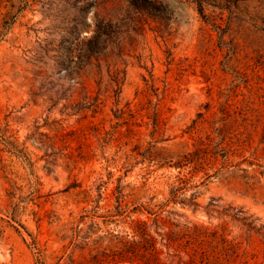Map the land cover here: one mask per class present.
I'll return each instance as SVG.
<instances>
[{
    "label": "rangeland",
    "instance_id": "obj_1",
    "mask_svg": "<svg viewBox=\"0 0 264 264\" xmlns=\"http://www.w3.org/2000/svg\"><path fill=\"white\" fill-rule=\"evenodd\" d=\"M0 264H264V0H0Z\"/></svg>",
    "mask_w": 264,
    "mask_h": 264
},
{
    "label": "trees",
    "instance_id": "obj_2",
    "mask_svg": "<svg viewBox=\"0 0 264 264\" xmlns=\"http://www.w3.org/2000/svg\"><path fill=\"white\" fill-rule=\"evenodd\" d=\"M215 108L212 104H207V112L206 113H199V118L195 120V125H199L200 122H208L211 125V128L215 132L207 134L206 137L200 136L199 137V143L205 147H213V143L217 144L218 146H227L229 149L233 148L234 144V138L231 136V134H227L226 130H223L221 126H218L217 124L219 121H221L223 117L220 116V112L222 114H233L237 113L240 114V112L243 109V106H241L238 103H230L226 102L221 104L218 110H214ZM198 160L196 158L190 159V163L197 164Z\"/></svg>",
    "mask_w": 264,
    "mask_h": 264
}]
</instances>
